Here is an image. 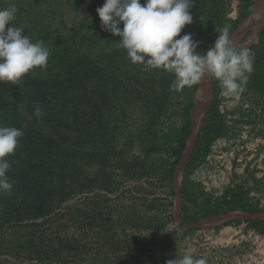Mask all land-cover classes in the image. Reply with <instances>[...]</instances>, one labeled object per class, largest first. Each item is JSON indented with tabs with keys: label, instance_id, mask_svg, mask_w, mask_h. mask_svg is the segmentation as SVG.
Instances as JSON below:
<instances>
[{
	"label": "trees",
	"instance_id": "1",
	"mask_svg": "<svg viewBox=\"0 0 264 264\" xmlns=\"http://www.w3.org/2000/svg\"><path fill=\"white\" fill-rule=\"evenodd\" d=\"M75 1L83 4L86 0ZM229 1L196 0L191 9L193 23L186 25L181 35L191 33L199 41L198 52H205L214 43L215 28L230 24L233 36L252 14V0H241L237 17L230 18ZM85 10L90 12L62 28L39 18L26 24L25 32L33 42L43 40L50 49L47 67L33 69L16 84L0 83V126L24 131L14 153L6 157L11 163L8 177L13 189L10 195H0V264H13L1 257H17L19 249L31 248L30 257L52 252L44 246H51L53 240L47 242L39 229L77 195L96 189L113 193L121 185L119 179L148 181L149 177L156 178L157 184L166 182L171 196L175 195L173 177L189 138L193 95L199 85L177 91L171 88L173 74L132 63L126 50L118 47L119 37L101 28L97 12ZM259 37L249 89L264 100V26ZM211 87L214 100L202 119L182 188V201L191 200L196 206L199 200L189 178L206 161L213 143L225 135L218 108L224 89L214 77ZM173 118H179L181 126L161 128L162 122H172ZM116 122H124L123 128ZM129 122H134L131 130ZM120 130L128 132L124 142L117 140ZM136 145L140 155L129 160L126 154ZM168 147L172 158L160 155L157 161H150L153 154L169 155ZM90 169L95 172L90 173ZM106 199L98 195L94 207L85 203L87 206L76 210L75 222L84 227L98 224L105 230L102 204ZM233 210L261 211L248 190L236 187L225 191L218 210L210 215ZM90 215L92 220L84 222ZM39 219L42 221L36 222ZM182 219L200 220L185 213L183 206ZM246 223L264 235V222ZM156 225L161 232L162 222ZM8 230L12 231L10 241ZM66 241L68 245L79 244L77 239ZM61 254L55 252L56 257Z\"/></svg>",
	"mask_w": 264,
	"mask_h": 264
},
{
	"label": "rangeland",
	"instance_id": "2",
	"mask_svg": "<svg viewBox=\"0 0 264 264\" xmlns=\"http://www.w3.org/2000/svg\"><path fill=\"white\" fill-rule=\"evenodd\" d=\"M240 2L229 1L230 18L237 17ZM258 2L255 0L257 13L245 19L235 32L240 44L251 46L248 50L253 56L257 32L247 37L241 35L253 24L263 28L264 0L263 5ZM103 3L104 0H86L83 4L75 0H41L39 4L36 0H0V10L15 4L18 11L13 23L25 26L34 18H39L45 24L62 28L90 12L85 9L96 12ZM249 76L238 94L223 90L219 96L218 108L225 135L213 143L206 161L189 178L199 204L196 206L188 199L182 201L185 213L196 218L204 219V215L218 210L225 191L236 187L248 190L251 201L261 210L256 213L264 214V100L250 91ZM212 78L211 75L203 78L204 86L193 95V107L206 101ZM205 114L196 118L197 125L201 118L199 130ZM116 123L121 127L124 125V122ZM133 123L129 122V130L133 129ZM182 123L179 118H173L172 122H162L161 128L168 130ZM118 134L117 140L124 142L128 132L120 130ZM166 150L169 155L163 152L153 154L150 161H157L160 155L172 158L170 147ZM140 151L139 145H136L126 158L132 160L140 155ZM92 172L95 170L90 169ZM148 179H119L121 185L116 192L96 189L77 195L58 208L53 219L39 229V234L47 242L53 240L51 246H44L47 252H52L30 257L31 248H24L18 250L17 257L5 255L1 258L13 264H166L167 260L176 259L177 255L191 250L197 258L206 257L208 264H264V235L261 232L249 228L246 222H221L188 231L176 221L175 195L171 196L169 185L166 182L157 184L154 177ZM184 180L185 175L183 185ZM98 195L107 197L102 204L105 230L98 224L93 227L79 226L75 222L76 210L87 206L85 203H89L90 207L96 206ZM157 200L160 201L153 208L152 204ZM91 217L83 218L84 222L92 220ZM159 222L163 226L161 232L156 225ZM11 235L12 231L8 230L6 238L9 241ZM20 236L23 237L17 235V238ZM24 238L28 237L24 235ZM66 239H77L79 244L68 245ZM57 251L62 254L56 257Z\"/></svg>",
	"mask_w": 264,
	"mask_h": 264
},
{
	"label": "clouds",
	"instance_id": "3",
	"mask_svg": "<svg viewBox=\"0 0 264 264\" xmlns=\"http://www.w3.org/2000/svg\"><path fill=\"white\" fill-rule=\"evenodd\" d=\"M195 4L196 0H144L143 4L141 0H104L96 12L101 28L119 37L116 43L132 63L173 74L171 88L180 91L211 75L224 90L238 94L254 71V56L247 48L237 49L227 23L215 28L214 43L198 52L199 41L191 33L181 35L184 27L193 23ZM17 11L15 4L0 10V83L16 84L33 69L46 68L51 55L43 40L33 42L22 24L13 23ZM23 135L21 128L0 126V195L12 192L8 177L11 163L6 157L14 153ZM166 264L208 262L189 250Z\"/></svg>",
	"mask_w": 264,
	"mask_h": 264
},
{
	"label": "water",
	"instance_id": "4",
	"mask_svg": "<svg viewBox=\"0 0 264 264\" xmlns=\"http://www.w3.org/2000/svg\"><path fill=\"white\" fill-rule=\"evenodd\" d=\"M253 3V10L252 14L255 15L257 13V8L255 7V0H252ZM262 27L258 28L257 24H253L250 26L242 35L241 37H247L251 33L257 32V44L259 43V35L261 33ZM233 44L240 48H250L251 46H246L240 44L238 38L235 37V33L232 36ZM256 44V45H257ZM203 79L201 82L198 83V89L203 87ZM212 85V80H211ZM214 100L213 91L211 87V91L206 93V101L202 104L193 107L191 112V123H190V134L187 141L186 149L179 161V164L176 168L173 183H174V191H175V218L178 224L187 227V228H202L208 225L217 224L221 222H264V214L256 213V212H244L241 210H233L227 211L221 214H216L209 216L204 219H200L198 221L189 222L182 219V188H183V176L186 173L188 166L190 165L194 149H195V142L197 139L198 131H199V124L201 122L202 115L208 110L209 106ZM201 115L199 124H196V118Z\"/></svg>",
	"mask_w": 264,
	"mask_h": 264
},
{
	"label": "bare ground",
	"instance_id": "5",
	"mask_svg": "<svg viewBox=\"0 0 264 264\" xmlns=\"http://www.w3.org/2000/svg\"><path fill=\"white\" fill-rule=\"evenodd\" d=\"M259 2V4H261V5H263V2H262V0H258ZM204 81H205V79H204ZM203 86H204V83H203Z\"/></svg>",
	"mask_w": 264,
	"mask_h": 264
}]
</instances>
